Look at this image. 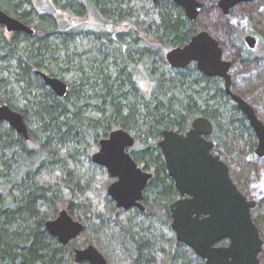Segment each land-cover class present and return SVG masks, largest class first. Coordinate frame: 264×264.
<instances>
[{
	"label": "trees",
	"instance_id": "16d2710c",
	"mask_svg": "<svg viewBox=\"0 0 264 264\" xmlns=\"http://www.w3.org/2000/svg\"><path fill=\"white\" fill-rule=\"evenodd\" d=\"M199 1L192 21L172 0H49L58 14L38 12L33 0H0L7 14L35 22L34 34L11 32L6 39L0 32L4 69L12 64L17 81L28 88L21 107L13 97L0 95L28 126L26 139L0 120V264H80L73 251L86 241L113 264H203L171 229L169 204L178 192L157 145L162 129L184 132L197 116L210 119L214 151L228 163L238 188L256 200L251 213L263 241L259 259L264 264V158L254 154L253 131L225 93L222 78L203 74L193 62L174 68L165 59L168 49L205 29L232 63V90L242 95L235 89L246 87L250 93L243 97L261 106L264 0L239 4L228 15L217 0ZM65 14L70 20L91 18L94 26L70 24ZM83 33L91 36V56L85 66L79 60L71 66L75 61L66 50ZM250 33L258 39L257 50L244 42ZM142 35L152 37L151 43H141ZM69 65L75 73L63 97L35 73L48 69L58 77ZM255 77L259 83L252 86ZM8 86L0 78V93ZM115 128L134 137L131 155L152 172L142 210L117 208L105 190L94 194L92 180L75 165L81 157L91 165V149ZM59 205L83 224L66 245L45 230Z\"/></svg>",
	"mask_w": 264,
	"mask_h": 264
},
{
	"label": "water",
	"instance_id": "95a60500",
	"mask_svg": "<svg viewBox=\"0 0 264 264\" xmlns=\"http://www.w3.org/2000/svg\"><path fill=\"white\" fill-rule=\"evenodd\" d=\"M172 1L183 8L188 19L196 20L201 7L199 0ZM247 1L250 0H218L217 5L223 14H228L231 8ZM0 25L8 32L35 33L34 26L2 9ZM244 40L250 48L255 46L254 35L246 34ZM165 59L174 68H184L194 62L203 74L222 78L225 93L244 114L257 137L255 153L264 156V122L246 99L231 90L232 63L224 57L214 36L205 29L199 30L185 44L168 49ZM35 72L55 95L63 97L66 94L68 84L64 80L41 70ZM0 120L28 138V127L21 112L0 103ZM211 131L212 124L204 116L194 118L183 133L173 128L161 130L157 145L167 173L182 196L169 206L171 229L178 241L203 259V264H260L263 241L251 215L256 201L240 191L231 178L228 164L214 153V142L208 137ZM134 142V137L125 129H112L106 137L99 139L98 150L90 157L116 178L108 185L107 193L122 209L143 208L142 192L151 177V173L137 166L130 155L129 148ZM45 229L59 243L66 245L82 232L83 224L63 208L55 218L45 222ZM222 240L227 243L217 244ZM73 256L77 263L109 264L93 244L75 248Z\"/></svg>",
	"mask_w": 264,
	"mask_h": 264
},
{
	"label": "rangeland",
	"instance_id": "374dc122",
	"mask_svg": "<svg viewBox=\"0 0 264 264\" xmlns=\"http://www.w3.org/2000/svg\"><path fill=\"white\" fill-rule=\"evenodd\" d=\"M33 2L35 4L34 7L36 8V10H38V12L51 10L52 12L58 14L57 11L51 9L50 5L52 3H50L49 0H33ZM36 10H34V11H36ZM57 10H58V8H57ZM70 18H68L66 16V14L64 15V19L65 20L66 19L70 20ZM70 21H71L70 24L75 23L77 25H81V23H84V25L86 27H92V26H94V23H95L94 21H92L91 18L89 19L88 17H86L84 19H80V20L72 18ZM30 25L34 26L35 22L30 23ZM0 32H1L2 36L4 38H6V39H9L10 36H11V32H8L3 26L1 27ZM90 37H91L90 34L83 33V34L77 36L75 38L76 40L68 46V48L66 50V53L69 56H71L70 59H73L75 61V62L72 63L73 65H71V66H75V63L78 60L81 62V64H83V66H85L86 63L88 62V58L87 57L91 56V52H88V49L90 48V45H91V38ZM140 37L143 38L141 43H145V44L148 43L149 44V43H151L150 41H152V37H150V36L142 35ZM252 50H257V47L252 49ZM63 59H64V57H63ZM7 65H8V63L6 61H2L0 59V78L7 79L8 85L10 84V86L7 87V88L10 87L9 92H8V90L6 88V93L5 94L0 93V95H4V96L6 95L7 97L8 96L13 97L15 99V101L18 102V106L21 107L27 101L26 97L24 96L25 93H26L24 90H26L28 88L17 81V77L15 76L16 75V70L14 69L12 64H11V66H9L8 69H4L5 66H7ZM71 66L70 65L67 66L69 68H65V66H64L65 69H70V70H66V72H62L61 75L58 76L59 78H63L66 83H72V81H73V77H74V73L75 72H74V67H71ZM41 70L46 72L47 74H50V73H48L49 72L48 69H41ZM230 73H231V71H230ZM263 78H264V76H263ZM258 83H259V79L258 78L255 77V78L252 79V84H253L252 86H257ZM144 86H145V84H144ZM235 90H236V92H240L242 94V96H246L247 95L246 93H250L249 89H246V87L245 88H242V87L238 88L237 87ZM0 103H4V102H2L0 100ZM5 104H7V103H5ZM256 107L259 108L258 110L256 109L258 111L257 114H258L259 118L260 119L262 118L261 120H264V103H262L261 106H258V104H255L254 108H256ZM89 115H93V113L90 112ZM96 149H97V146L93 147V149H91V151H90V155ZM90 160H91V158H90ZM91 162H92L91 165L87 164L85 162V157H81L80 160L76 161L75 165H76V168L78 169V171H82L83 172L82 174H84L87 177H90V179L92 180L91 181V183H92L91 184L92 185L91 190L93 191V193L95 192L96 194L100 195V193L102 194L104 190L106 191V188H107L108 184L112 181V179L110 178L107 170L104 167L98 166L93 161H91ZM262 172H263V175H264V169L261 170V175H262ZM262 178H263V176H262ZM63 208H65L63 205H59L58 209L56 210V212L54 214L55 216L53 218H55L58 215L59 211L61 209H63ZM53 218H51V219H53ZM88 232H90V230ZM88 234L90 235V233H88ZM101 239L107 240V238L104 235L101 237ZM88 244H93V243H91L89 241L81 242L80 243V247H85ZM93 245L95 247H97L95 244H93ZM80 247H76V248H80ZM97 249H98V247H97ZM109 264H113V263L109 262Z\"/></svg>",
	"mask_w": 264,
	"mask_h": 264
},
{
	"label": "flooded vegetation",
	"instance_id": "af4514ba",
	"mask_svg": "<svg viewBox=\"0 0 264 264\" xmlns=\"http://www.w3.org/2000/svg\"><path fill=\"white\" fill-rule=\"evenodd\" d=\"M250 1H252V0H250ZM250 1H247V2H250ZM201 2V1H200ZM217 2H218V0H217ZM245 3V2H244ZM240 4H242V3H240ZM239 5V4H238ZM218 6V5H217ZM237 6V5H236ZM235 7V6H234ZM233 7V8H234ZM219 8V7H218ZM233 8H231L230 9V11L233 9ZM220 9V8H219ZM230 11H229V13H230ZM222 12V11H221ZM228 13V14H229ZM228 14H224V15H228ZM253 35V34H252ZM255 36V35H254ZM256 37V36H255ZM244 42H245V40H244ZM257 42H258V39H257V37H256V43H255V46L253 47V48H251V49H254V48H256L257 47ZM185 44V43H184ZM245 44H246V42H245ZM246 46L248 47V48H250L247 44H246ZM194 63V62H193ZM195 64V63H194ZM196 66V65H195ZM230 71H231V69H230ZM231 74V73H230ZM232 77V76H231ZM223 87H224V81H223ZM231 90H232V82H231ZM233 91V90H232ZM234 92V91H233ZM235 93V92H234ZM237 94V93H236ZM238 95H240V94H238ZM240 96H242V95H240ZM243 97V96H242ZM244 98V97H243ZM245 99V98H244ZM251 105H252V103H250ZM253 106V105H252ZM254 107V106H253ZM198 117V116H197ZM205 117V116H204ZM196 118V117H195ZM194 119V118H193ZM192 119V120H193ZM191 120V121H192ZM208 120L210 121V119L208 118ZM211 122V121H210ZM247 123H248V121H247ZM190 124H191V122H190ZM211 124H212V122H211ZM249 125V124H248ZM250 126V125H249ZM190 127V126H189ZM188 127V128H189ZM251 127V126H250ZM187 128V129H188ZM186 129V130H187ZM252 129V128H251ZM175 130V129H174ZM185 130V131H186ZM212 130H213V124H212ZM184 131V132H185ZM252 131H253V129H252ZM178 132V131H177ZM183 133V132H182ZM211 133H212V131H211ZM211 133H210V135H211ZM253 134H254V131H253ZM210 135L208 136L209 138H210ZM254 136H255V138H256V144H255V147L257 146V137H256V135L254 134ZM106 137V136H105ZM211 139V138H210ZM98 142H99V140H98ZM98 142H97V149L95 150V151H97L98 150ZM130 149L131 148H129V152H130ZM160 150V149H159ZM214 150V149H213ZM94 151V152H95ZM93 152V153H94ZM92 153V154H93ZM160 153H161V151H160ZM214 153H216L215 151H214ZM91 154V155H92ZM216 154H218V153H216ZM254 154L257 156V157H259V158H264V156H258L256 153H255V148H254ZM90 155V156H91ZM130 155H131V152H130ZM219 155V154H218ZM132 156V155H131ZM161 156H162V154H161ZM220 156V155H219ZM132 158H133V156H132ZM220 158H221V156H220ZM134 159V158H133ZM162 159H163V157H162ZM222 159V158H221ZM224 160V159H223ZM135 161V160H134ZM163 161H164V159H163ZM225 161V160H224ZM136 162V161H135ZM226 162V161H225ZM137 163V162H136ZM165 163V162H164ZM227 163V162H226ZM228 164V163H227ZM98 165V164H97ZM98 166H100V167H103V166H101V165H98ZM137 166H139L142 170H144V171H147V172H150L149 170H146V169H144V168H142V166L141 165H139L138 163H137ZM229 166V165H228ZM165 167H166V165H165ZM105 168V167H104ZM106 169V168H105ZM229 171H230V169H229ZM166 172H167V170H166ZM151 173V176H152V172H150ZM168 174V173H167ZM169 175V174H168ZM110 176V175H109ZM110 178L112 179V181L111 182H113L116 178L115 177H111L110 176ZM172 178V177H171ZM232 178V177H231ZM149 180V179H148ZM173 180V179H172ZM110 182V183H111ZM148 182V181H147ZM109 183V184H110ZM173 183H174V181H173ZM108 184V185H109ZM146 185H147V183H146ZM175 185V184H174ZM108 187V186H107ZM146 187V186H145ZM238 187V186H237ZM175 188H176V186H175ZM145 189V188H144ZM144 189H143V191H144ZM177 189V188H176ZM241 191V190H240ZM177 192H178V194H177V196L175 197V199L172 201V202H174L175 200H177V199H179V198H181L182 196H181V194H180V192L178 191V189H177ZM242 192V191H241ZM106 193H107V188H106ZM143 193V192H142ZM243 193V192H242ZM244 194V193H243ZM107 195H108V197L111 199V197L109 196V194L107 193ZM144 195V194H143ZM245 195V194H244ZM144 197V196H143ZM248 198V197H247ZM248 199H253V198H248ZM113 202H114V205L116 206V204H115V201L113 200V199H111ZM253 200H255V199H253ZM256 201V200H255ZM171 202V203H172ZM141 203H143V199H142V201H141ZM170 203V204H171ZM170 204H169V206H170ZM256 205V204H255ZM117 207V206H116ZM117 208H119V207H117ZM134 208H138V209H140L139 207H137V206H133V207H130V208H128V209H122V208H119V209H122V210H129V209H134ZM254 208V207H253ZM143 209V208H142ZM141 209V210H142ZM252 210V209H251ZM169 213H170V209H169ZM251 215H252V213H251ZM253 218V217H252ZM170 219H171V217H170ZM256 224V223H255ZM257 226V225H256ZM174 232V231H173ZM260 233V232H259ZM176 237V236H175ZM223 241V240H222ZM225 241V240H224ZM218 244V243H217ZM219 245H224V244H219ZM261 252V251H260ZM260 254V253H259ZM80 264H85L84 262H82V263H80Z\"/></svg>",
	"mask_w": 264,
	"mask_h": 264
},
{
	"label": "bare ground",
	"instance_id": "6f19581e",
	"mask_svg": "<svg viewBox=\"0 0 264 264\" xmlns=\"http://www.w3.org/2000/svg\"><path fill=\"white\" fill-rule=\"evenodd\" d=\"M39 70V69H38ZM42 71V70H41ZM36 73V72H35ZM37 74V73H36ZM46 230V229H45Z\"/></svg>",
	"mask_w": 264,
	"mask_h": 264
}]
</instances>
